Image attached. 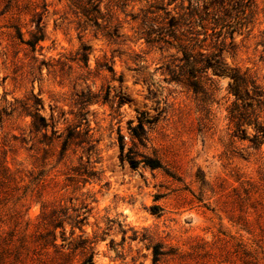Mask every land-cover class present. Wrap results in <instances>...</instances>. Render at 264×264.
Wrapping results in <instances>:
<instances>
[{
  "label": "rangeland",
  "instance_id": "obj_1",
  "mask_svg": "<svg viewBox=\"0 0 264 264\" xmlns=\"http://www.w3.org/2000/svg\"><path fill=\"white\" fill-rule=\"evenodd\" d=\"M253 121L264 0H0V264H264Z\"/></svg>",
  "mask_w": 264,
  "mask_h": 264
},
{
  "label": "trees",
  "instance_id": "obj_2",
  "mask_svg": "<svg viewBox=\"0 0 264 264\" xmlns=\"http://www.w3.org/2000/svg\"><path fill=\"white\" fill-rule=\"evenodd\" d=\"M213 5V2L209 3V7L211 8L210 10L207 8V10L210 12V18L212 21H209L210 24L212 25L211 27H208V29L211 30V32L213 33H217L218 38H222L221 33L224 30L225 33H227V37H229L230 42L233 43L234 42V36L235 33H237L239 30H241L242 28L246 27V23H241V22H237L235 21V17L234 15H230L228 13L227 14V18L226 19H221L220 21L218 19L215 18L216 13H214V8L216 7V10L218 8V6ZM226 12V11H225ZM224 14V15H225ZM214 16V17H212ZM40 30V29H39ZM204 31L207 32V27L206 30L204 29ZM224 33V34H225ZM207 34V33H206ZM226 37V35H224V38ZM41 35H38L37 37H35V39H40ZM220 42V41H219ZM31 44V43H30ZM217 49H222V47L220 46V44L216 47ZM210 68L212 67L213 70H218L220 71V67H216L215 65H208ZM252 124L253 126V133L251 134V136L249 137V135H244V137L248 138L250 141H252L253 143H256L257 141H259V139H263L264 138V124L259 123L258 121H253L252 123H248V125ZM119 150L120 152H122V146L119 145ZM148 165L151 167L157 166L156 161H152V160H148L147 161ZM128 164L131 167L135 166V161L133 159H128Z\"/></svg>",
  "mask_w": 264,
  "mask_h": 264
}]
</instances>
